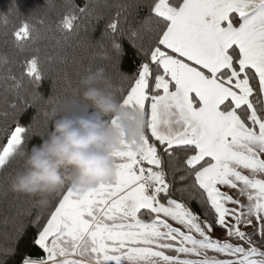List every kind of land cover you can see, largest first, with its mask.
Instances as JSON below:
<instances>
[{
    "label": "snow or ice",
    "instance_id": "6c2138e0",
    "mask_svg": "<svg viewBox=\"0 0 264 264\" xmlns=\"http://www.w3.org/2000/svg\"><path fill=\"white\" fill-rule=\"evenodd\" d=\"M49 8L47 0L26 15L10 0L0 11L3 43L11 35L24 52L52 18ZM62 8L55 24L67 47L72 35L90 39L102 25L96 44L110 82L99 87L143 114L141 146L122 139L113 180L65 187L45 207L15 193L0 209L12 222L0 264L29 225L38 250L19 264H264V0H65ZM125 40L131 75L121 69ZM31 53L19 63L0 54V88L14 101L0 110L5 196L23 167L19 151L48 131L50 108L92 110L80 99L81 72L72 77L52 56L42 65L39 48ZM45 72L53 74L47 96L38 90ZM29 107L38 114L26 128L20 118ZM109 124L120 127L115 117Z\"/></svg>",
    "mask_w": 264,
    "mask_h": 264
},
{
    "label": "clouds",
    "instance_id": "9594fccd",
    "mask_svg": "<svg viewBox=\"0 0 264 264\" xmlns=\"http://www.w3.org/2000/svg\"><path fill=\"white\" fill-rule=\"evenodd\" d=\"M110 81L103 66L84 71L79 80L80 99L91 111L59 113L48 110L51 130L41 135V142L18 156L23 167L10 177L8 188L45 207L49 197L58 196L65 187L85 190L115 177L112 153L122 150V139L133 150L141 146L145 124L141 112L121 106L99 87ZM115 117L120 127H111Z\"/></svg>",
    "mask_w": 264,
    "mask_h": 264
},
{
    "label": "trees",
    "instance_id": "16d2710c",
    "mask_svg": "<svg viewBox=\"0 0 264 264\" xmlns=\"http://www.w3.org/2000/svg\"><path fill=\"white\" fill-rule=\"evenodd\" d=\"M75 2L77 4H81L82 0H75ZM116 2H118V0H108L109 4L114 5ZM9 3L10 0H0V11H6ZM16 3L20 11L26 15L32 11L43 10L47 7V0H16ZM48 3L50 4V8L47 10L53 14L52 18L49 21H46L43 26L38 25V32L36 34L34 43H31L24 52L17 51L11 35L7 37L8 43H3L5 39V37L2 35L4 29L2 22H0V54H7L11 59L19 63L26 56L32 54V48H39L42 65L48 56H52L56 61L54 67L66 70L72 77H75V74L78 71L83 73L84 69L88 66L93 56H96V59L94 62H92V69L98 66L105 67L107 62L99 57V48L96 44V41H98L100 38V27H102V25L98 27L94 33H92L90 39L83 31H81L78 36L72 35L70 37L71 47H67L64 42V34L57 30L55 24L56 14L63 12L64 9L62 8V5L65 3V0H48ZM100 10L105 11L103 8ZM57 41H60V43L58 44ZM124 48L126 55L123 59L121 69L123 72L131 75L134 62L132 60V49L127 40L124 41ZM62 56H67L66 64L59 63V58ZM16 71L18 74L19 69L17 68ZM52 75L53 74L51 72H45V79L42 81L38 89L40 92L44 93L45 96H47L51 91L50 85ZM25 84H28L27 79L25 80ZM60 87H62V85H58L57 90H59ZM8 101L14 102L12 93L5 92L2 88H0V110H3L7 107ZM26 112L27 115L22 114L20 119L22 125L27 128V126L31 123V117L38 114V109L36 107H29ZM50 130L51 122L49 123L48 131ZM46 134L47 132L43 135L46 136ZM32 140L34 144H39L41 142V135L33 134ZM5 183L6 182H0V209H3L8 202L14 199L15 196V193L13 192H8L7 196L4 195L3 189ZM4 218V213L0 211V239L3 238L4 233H11L12 231L11 220L5 224ZM34 232V226L29 225L26 230V234L16 243L17 252L15 256L11 257L7 264H19L21 255L26 254L29 248H31L33 252L38 250V246H34L33 244L32 238Z\"/></svg>",
    "mask_w": 264,
    "mask_h": 264
},
{
    "label": "rangeland",
    "instance_id": "374dc122",
    "mask_svg": "<svg viewBox=\"0 0 264 264\" xmlns=\"http://www.w3.org/2000/svg\"><path fill=\"white\" fill-rule=\"evenodd\" d=\"M217 235H219L220 234V232H219V230L217 231V233H216Z\"/></svg>",
    "mask_w": 264,
    "mask_h": 264
}]
</instances>
